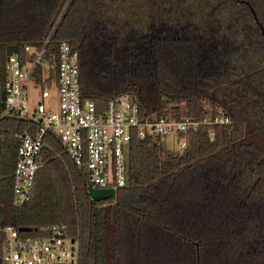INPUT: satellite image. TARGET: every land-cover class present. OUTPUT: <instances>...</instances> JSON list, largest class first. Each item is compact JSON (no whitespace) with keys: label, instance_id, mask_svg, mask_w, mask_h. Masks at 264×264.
Listing matches in <instances>:
<instances>
[{"label":"trees","instance_id":"16d2710c","mask_svg":"<svg viewBox=\"0 0 264 264\" xmlns=\"http://www.w3.org/2000/svg\"><path fill=\"white\" fill-rule=\"evenodd\" d=\"M53 25L49 47L64 38L80 51L82 93L98 105L128 92L143 115L220 108L232 123L213 136L201 125L182 150L133 136L127 185L101 200L49 133L23 205L12 197L19 138L8 132L0 264L5 224L39 234L61 222L80 243L78 262L61 264H264V0H0V71L7 45L39 44Z\"/></svg>","mask_w":264,"mask_h":264},{"label":"built area","instance_id":"2783aa9c","mask_svg":"<svg viewBox=\"0 0 264 264\" xmlns=\"http://www.w3.org/2000/svg\"><path fill=\"white\" fill-rule=\"evenodd\" d=\"M54 28L39 44L26 43L20 51L6 52L0 71V147L8 132L19 138L12 184L14 204L23 205L31 198L43 149L53 148L49 133L60 139L76 164L87 167L93 187L116 190L127 185L126 152L133 136L165 140L176 136L177 149L182 150L188 146L190 133L201 125L209 126L213 136L214 125L232 123L231 115L220 108L200 118L178 117L171 112L143 115L137 98L128 92L117 93L104 106L98 105L83 96L80 51L64 38L58 40L56 49L49 47ZM29 86L40 96L35 104L29 102ZM54 86L59 94L57 110L45 102ZM20 118L33 122L21 128L16 122ZM2 231V260L6 264L78 262L79 239L64 222L41 228L39 234H29L11 223Z\"/></svg>","mask_w":264,"mask_h":264},{"label":"rangeland","instance_id":"374dc122","mask_svg":"<svg viewBox=\"0 0 264 264\" xmlns=\"http://www.w3.org/2000/svg\"><path fill=\"white\" fill-rule=\"evenodd\" d=\"M28 96H29V102L31 104H35L36 101L40 98V96L38 95V93L36 92V90L32 86H29ZM45 102L47 105H51L54 110L58 109L59 94H58V90H57L56 86L52 87V96L50 98H45ZM166 139H167V144L169 147H171V148H177L178 147V141H177L176 136H169ZM2 209H3V204H2V201L0 200V221H2V220L7 221L8 217H9V212L7 210H5V214H4L3 213L4 209L3 210ZM140 250H141V248H140ZM133 253H137V251L133 252Z\"/></svg>","mask_w":264,"mask_h":264},{"label":"water","instance_id":"95a60500","mask_svg":"<svg viewBox=\"0 0 264 264\" xmlns=\"http://www.w3.org/2000/svg\"><path fill=\"white\" fill-rule=\"evenodd\" d=\"M18 46L17 44H9L6 47L7 54H11L12 52L17 51ZM90 194L93 199L95 200H101V199H107L113 195L116 194V190L112 187L102 188V187H92L90 189ZM21 230H29L30 227L23 226L20 228Z\"/></svg>","mask_w":264,"mask_h":264}]
</instances>
